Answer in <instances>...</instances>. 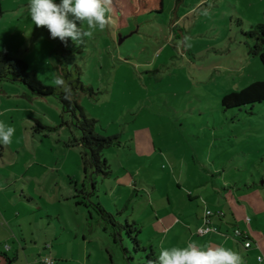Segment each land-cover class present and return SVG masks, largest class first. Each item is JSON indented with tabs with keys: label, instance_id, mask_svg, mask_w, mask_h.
I'll list each match as a JSON object with an SVG mask.
<instances>
[{
	"label": "rangeland",
	"instance_id": "rangeland-1",
	"mask_svg": "<svg viewBox=\"0 0 264 264\" xmlns=\"http://www.w3.org/2000/svg\"><path fill=\"white\" fill-rule=\"evenodd\" d=\"M1 3L0 50L23 60L45 85L62 76L95 131L117 136L102 152L108 174L90 166L84 172L82 148L71 144L79 132L57 98L0 82V120L16 130L10 145H0V190L23 215L15 233L22 228L27 239L32 230L42 258L127 264L126 247L132 264H143L125 222L156 255L189 240L220 244L209 241L215 235L198 234L209 219L238 252L234 230L264 236V102L221 107L226 93L264 79L243 34L262 20L264 0H163L160 13L133 18L121 32L112 25L67 46L32 24L28 0ZM76 79L90 89L69 84ZM80 199L112 214L120 238L95 207L76 205Z\"/></svg>",
	"mask_w": 264,
	"mask_h": 264
},
{
	"label": "trees",
	"instance_id": "trees-1",
	"mask_svg": "<svg viewBox=\"0 0 264 264\" xmlns=\"http://www.w3.org/2000/svg\"><path fill=\"white\" fill-rule=\"evenodd\" d=\"M179 1V0H176ZM163 8V0H113V19L115 20L114 30L121 32L129 26V22L133 18L149 15L152 13H160ZM262 20L252 26L248 31L243 34L250 38L253 46L250 52L257 55L264 67V10L262 13ZM3 16V8L0 0V21ZM241 20H238V25ZM59 64H60V60ZM61 72L64 76H68V72L64 71L60 66ZM7 81L12 83H20L24 85L32 96H54L61 104L62 111L71 117V123L76 127L79 132L78 137L71 140L72 145H79L82 148L83 171L86 172L87 166L94 168L95 173L108 174L107 162L103 157V150L110 147L114 141H117V136H104L95 131V120L85 115L82 107L78 104L77 100L72 97L65 98V93L59 87L43 84L36 76L34 71H28L26 63L18 58L11 57L7 53L0 50V82ZM69 84L75 87L78 86L81 90L90 89L84 86L79 79ZM264 102V79L256 80L239 90H232L221 97V107L224 110L232 108H240L246 105L253 106L256 103ZM36 126L42 128V125L35 121ZM49 128V127H47ZM87 193L85 197L92 196ZM76 205H84L88 207L92 205L96 208L99 215L104 220L111 223L115 228L114 235L121 236L119 226L127 229V234L131 240L133 251H142L144 253L143 264H148L150 260H154L156 252L151 245L143 246L138 239V228H133L134 224L125 222L122 226L118 224L112 214L107 212L99 202H85L83 199L75 201ZM135 230V234L131 235V231ZM235 238L243 245L244 240H250L248 236L234 235ZM115 240V239H114ZM121 241V240H120ZM251 241V240H250ZM123 258L127 264H132L133 256L130 254L126 247H122Z\"/></svg>",
	"mask_w": 264,
	"mask_h": 264
},
{
	"label": "clouds",
	"instance_id": "clouds-1",
	"mask_svg": "<svg viewBox=\"0 0 264 264\" xmlns=\"http://www.w3.org/2000/svg\"><path fill=\"white\" fill-rule=\"evenodd\" d=\"M113 10V0H60L59 3L28 0L26 5L32 24L46 28L51 38H58L65 46L68 40L79 45L85 39H92L97 31L114 25ZM51 83L64 91L65 98L70 97L71 89L62 76H55ZM15 131L12 125L0 120V145H10ZM256 260L264 264V255ZM148 264H246V261L238 251L224 244L212 247L189 240L184 246L160 247Z\"/></svg>",
	"mask_w": 264,
	"mask_h": 264
},
{
	"label": "crops",
	"instance_id": "crops-1",
	"mask_svg": "<svg viewBox=\"0 0 264 264\" xmlns=\"http://www.w3.org/2000/svg\"><path fill=\"white\" fill-rule=\"evenodd\" d=\"M17 8L15 9L12 8L11 10L15 13L17 12ZM15 16L17 15L15 14ZM16 21L19 22L20 20L17 18L15 22ZM4 181H6L8 184V187H10V182L7 181V178H4ZM232 187L235 188L236 190L238 189L236 187L235 182L232 183ZM7 195H8V192L6 191L4 192L3 190L1 192L0 190V204L2 205L6 204L7 203L6 201L10 200V203H7L9 206L0 205V264H37V263L42 264V259L44 258V257L42 258V245L41 247L37 245L35 233L32 232V230L28 231L27 239L24 237L22 228L20 229L19 236L15 233L14 231L15 226H13V224H15L19 228L22 227L19 221L22 220L23 215L21 214V212L17 210V208H15V206L12 204L13 201L9 199L10 197H8ZM257 195L259 196V193ZM28 210L30 211L31 209H28ZM209 220H210V224L216 227V231L207 233L208 235L210 234L215 235V236L209 237L208 238L209 241L213 240V242H216V241H220L221 239L220 244H224L227 247H230L233 249L234 245L232 247L227 245L228 238L226 237L223 238V236L216 234L221 231V229H219L220 223L218 222L219 225H216L217 223L214 222L212 219H209ZM219 220H221L222 222L221 217H219ZM28 225H29V222H28ZM36 228L38 229V227ZM254 230L256 229H253L251 231V234H248L250 240L254 241L253 238L256 239V241H254V246L251 245L250 247H247L246 249L243 248V245L239 243L237 238H235L234 236L233 237L235 239L234 240L235 244L239 247L240 254L247 257V259L254 260V264H258L256 257L261 253V251L264 253V236H261V237L255 236ZM263 232H264V225H263ZM7 243L8 244L11 243V245L10 244L8 245ZM6 244L8 248L5 247ZM216 245L217 244L215 243V246ZM45 247H46V244L43 247V249H45ZM30 249L34 252L33 254H35L34 258H33V254L29 255L27 253L28 250ZM249 250H251V252Z\"/></svg>",
	"mask_w": 264,
	"mask_h": 264
},
{
	"label": "built area",
	"instance_id": "built-area-1",
	"mask_svg": "<svg viewBox=\"0 0 264 264\" xmlns=\"http://www.w3.org/2000/svg\"><path fill=\"white\" fill-rule=\"evenodd\" d=\"M205 224L206 225L204 227L198 228V234H204V233L206 234L209 232L216 231V227L215 226L211 227V225L208 221H206ZM233 233H234V235H242V236L246 235L245 233L241 232L239 229L234 230ZM251 245H252V242L250 240H247V239L244 240L243 246L250 247ZM5 247L8 248L7 245ZM258 256H261V254H259ZM42 261H44V264H51L52 263V260L50 258H43Z\"/></svg>",
	"mask_w": 264,
	"mask_h": 264
}]
</instances>
